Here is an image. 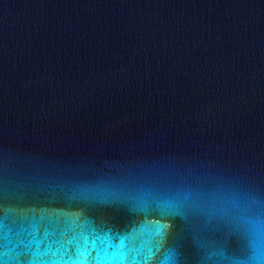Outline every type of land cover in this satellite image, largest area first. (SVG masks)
Wrapping results in <instances>:
<instances>
[{
    "label": "water",
    "instance_id": "1",
    "mask_svg": "<svg viewBox=\"0 0 264 264\" xmlns=\"http://www.w3.org/2000/svg\"><path fill=\"white\" fill-rule=\"evenodd\" d=\"M0 264H264V0H0Z\"/></svg>",
    "mask_w": 264,
    "mask_h": 264
}]
</instances>
